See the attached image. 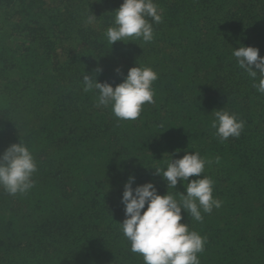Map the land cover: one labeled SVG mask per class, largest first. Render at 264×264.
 Listing matches in <instances>:
<instances>
[{"label": "trees", "instance_id": "trees-1", "mask_svg": "<svg viewBox=\"0 0 264 264\" xmlns=\"http://www.w3.org/2000/svg\"><path fill=\"white\" fill-rule=\"evenodd\" d=\"M122 3L0 0V153L21 140L37 166L26 193L0 187V264H144L118 224L123 186L134 176L179 199L182 184L167 189L154 169L185 152L206 160L222 202L202 222L182 210L205 238L200 264H264V94L232 55L243 45L264 57V0H154L153 40L111 46ZM136 65L158 77L136 120L84 91L97 67L115 87ZM220 109L244 122L238 138L211 127Z\"/></svg>", "mask_w": 264, "mask_h": 264}, {"label": "clouds", "instance_id": "clouds-1", "mask_svg": "<svg viewBox=\"0 0 264 264\" xmlns=\"http://www.w3.org/2000/svg\"><path fill=\"white\" fill-rule=\"evenodd\" d=\"M161 12L154 0H123L114 11V25L104 33L107 43L113 46L125 39L151 42L154 32L149 18L158 24L162 21ZM96 19L92 15L87 22L92 24ZM232 55L254 81L253 87L264 94V57L259 56V49L242 45L233 48ZM102 71L97 67L92 74L83 76L84 91L97 94V107L111 106L118 119L136 120L146 102H155L152 83L158 77L151 68L137 65L130 68L115 87L106 81L98 82L97 77ZM115 71L122 74L119 68ZM211 127L216 129V135L221 140H227L240 136L244 122L235 114L220 109L214 110ZM206 163L199 153L185 152L179 159L171 156L166 167L154 169L155 174L166 182L167 189H176L178 182L182 184L185 192L177 191L179 199L168 191L165 195L158 194L151 182L133 187L134 176H130L124 184L121 203L125 218L118 224L130 241L131 251L141 254L144 264H200L197 254L204 250L205 238L189 231L188 225L181 221L182 210L202 222L201 210L211 213L214 207H221L222 202L213 197V180L202 175ZM36 171L34 157L21 140L0 153V187L10 195L26 193L31 189L34 186L32 175ZM190 177L196 179L189 180Z\"/></svg>", "mask_w": 264, "mask_h": 264}]
</instances>
